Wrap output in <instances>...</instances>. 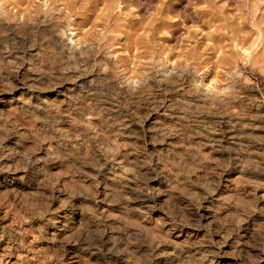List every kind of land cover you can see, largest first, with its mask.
<instances>
[{
  "label": "clouds",
  "instance_id": "1",
  "mask_svg": "<svg viewBox=\"0 0 264 264\" xmlns=\"http://www.w3.org/2000/svg\"><path fill=\"white\" fill-rule=\"evenodd\" d=\"M0 7L19 5L0 0ZM28 7L35 20L0 25V161H12L0 164V219L11 217L0 228L4 255L23 250L18 264L26 257L39 264H264V177L238 181L250 186L244 192L217 195L216 177L229 162L191 142L204 132L169 124L137 132L120 119L97 130L92 116L77 119L82 96L54 99L55 91H44L71 69L30 50L38 48L37 31L45 38L72 31L86 4L30 0ZM62 120L93 135H69L58 127ZM17 172L23 175H2Z\"/></svg>",
  "mask_w": 264,
  "mask_h": 264
},
{
  "label": "rangeland",
  "instance_id": "2",
  "mask_svg": "<svg viewBox=\"0 0 264 264\" xmlns=\"http://www.w3.org/2000/svg\"><path fill=\"white\" fill-rule=\"evenodd\" d=\"M238 2H243V0H231V1L230 0L227 1L226 0H217V1L216 0H76V3L78 5L84 3L86 4V7L82 9H77L82 14L75 16L72 31H62L61 34L63 38L65 36V38L63 39L64 41H61L63 43H61L56 36L55 37L57 39L55 37H52L50 33L48 34L47 38H45V36L39 31H37L34 34L38 44V48L31 49L33 50L32 52L47 53L45 59H48V61H53L54 57H55V61L61 59L64 61V59L67 58L65 59V61L67 62L64 61V63L67 67L72 68V69L70 68L71 71L64 73V76L66 78L63 79L62 82H60L61 84L60 83L56 84L55 88H45L44 91L52 92L55 90V92L58 95L54 99L70 97V95L73 96L76 94L78 96L82 95V97H91V99L93 98V104L98 105L100 107L99 112L92 111L91 108L86 109L84 107V109H82L81 107L78 106L79 108L82 109L81 111H83L84 115L82 117L77 113L76 114H77V119L79 118L83 119L84 117L92 116L94 120L92 119L91 123L92 122L94 123L95 121L94 123L95 125L94 124L92 125L97 127V125L99 124L97 130L99 129V127H100L99 130H101V123L105 119L108 120L109 122H112L116 119L123 120L126 124L129 125V127L132 130H135L137 132H145L155 128H161L165 124L175 125L177 127H180L181 125L191 124L192 127L189 129V131L196 130L205 133V135L193 137L191 142L194 144H204L205 147L202 149L204 152H211L213 158L219 159L221 161L229 162L228 168L224 170L219 177H216V179L219 180L217 195H219L220 192L224 191L225 189H227V193H228V194L225 193L226 195H231L236 191L244 192L248 190L250 186L247 184H242L238 188V181H240V179L245 180L247 178L248 180L249 179L255 180L264 177V173H261L260 171L257 170V168L264 169V165H263L264 155H262V153H264V67H263L264 46H261V44L264 45V27H263V31L260 33L261 34L260 36L259 34L256 33H255L256 35L251 34L250 35L251 38L249 36L248 41H246L245 44L240 45V43H238L240 39L238 40V38L234 36L232 31H230L231 29L228 26L223 28V24H225V22L231 23V21L234 20V17L237 14L236 6L238 5ZM260 2L258 3L259 4L257 8L258 11L256 9L257 15L259 13H264V0ZM15 3L19 5V8L13 7L11 11L0 7V25L15 27L17 18H19L21 24H25L27 20L36 19V17L33 16V12L35 11V9H30L28 7L30 0H15ZM44 10L45 11L48 10V5H45ZM67 11L72 12L73 9L69 8ZM62 14L63 13H51L53 17ZM39 18L43 19V16L40 15ZM77 23L82 24L79 30H76ZM217 25H219L220 27ZM29 27L31 28L32 25H29ZM248 28L251 29V27ZM220 29L223 31H221ZM222 32L225 33L223 34ZM255 36L257 38H260L259 41L258 39H256ZM220 40L223 41L221 42ZM219 42L222 44H219ZM56 43L58 46L56 45ZM64 43L66 44V46H69L66 47L69 50L68 52L64 50L61 46L62 44L64 45ZM90 45L91 47H89ZM223 45L225 46L223 47ZM235 45H237V47H235ZM46 46L48 48H46ZM92 47L96 49L93 50ZM59 48H61L63 51L59 50ZM248 48L250 49L248 50ZM71 49H73L74 51L73 50L71 51ZM244 49L247 50L245 51V53L242 52V50L244 51ZM78 51L80 53L82 52L81 55L79 54ZM93 51L95 52V56ZM103 51L106 53H104ZM221 51L223 52V54ZM69 52H71L70 55ZM74 53L77 54L78 56L75 55ZM76 56L80 57V59L77 58ZM63 57L65 58L63 59ZM221 57H223L224 59ZM105 58L107 61L104 60ZM109 59L112 60L110 61ZM70 60L71 61L73 60L72 63ZM108 61L111 62V65L109 67H111L112 69L107 66L109 65ZM121 61L124 62L123 63L124 66L121 63ZM226 61H228L229 63ZM230 62L231 63L234 62V64H231L232 65L231 66L229 65ZM75 63L77 66L74 68L73 66H75ZM236 63L237 64L240 63V64L237 66ZM27 65L28 64H25L24 69L23 68L20 69L21 71L20 73H22L23 70L26 71L28 69ZM114 65H116V67ZM28 67L30 66L28 65ZM229 67L232 69L230 70ZM235 67L237 68L235 69ZM45 68L47 70V65L45 66ZM148 69H151V71H149ZM154 69L156 70L153 71ZM73 70L75 72L77 71L78 74L77 72L76 73L73 72ZM159 70L164 73L166 72L165 75L162 74ZM232 70L235 74L231 72ZM240 71L242 72V74ZM108 72H112L113 75H111V73L109 74ZM35 73L36 72H34V74ZM114 73H116L117 75ZM37 74L39 75V73ZM37 74L35 75V77L38 76ZM150 74L152 77L150 76ZM166 74H168L167 75L168 77L166 76ZM183 74H184V78L181 79ZM228 74L229 76H227ZM74 76L76 77V79H73ZM108 76H112V77L111 78L109 77L108 79ZM175 76L177 79L175 78ZM87 77L89 78V80ZM92 77L94 78L92 79ZM157 77L159 79H157ZM165 77L167 78L165 79ZM226 78L229 79L227 80ZM119 79L120 81L118 82ZM164 79L167 81H165ZM171 79L175 80V83H173V80ZM186 79L190 83H188ZM90 80L91 83H89ZM146 80H148L147 81L148 83L146 82ZM226 80L228 82H226ZM239 80L244 81V84L243 82L238 83L240 82ZM143 81L145 82L143 83ZM168 81L171 82L168 83ZM235 81H237L236 83L238 84H234ZM112 82L114 84H119V86L118 85L115 86ZM121 82L123 83L125 82L124 84L127 86H124L123 83ZM191 83H194V86H192ZM226 84L227 87L225 91L224 86H226ZM113 85L117 88H115ZM135 85L137 86L135 87ZM192 87L194 88L196 87V89H199L197 90L198 92L201 90L199 93H205L206 91V94L208 96L211 95L210 98L222 96V98L225 100L222 102L223 104L221 103L222 105L218 103L217 104L212 103L211 105H213L214 107L213 108L211 105H208L207 103L197 101V99H195L193 96L192 90L194 88L192 89ZM125 88L127 91L125 90ZM143 88H145L144 91L142 90ZM189 88L191 89L190 91ZM113 89H117L118 91L119 90L120 91L118 92L117 90H113ZM100 90L102 91V93L100 92ZM130 92L131 93L134 92L133 93L134 95L131 94L133 98L129 97ZM220 93L221 94L223 93V95H221ZM66 94L67 95L70 94V95L67 96ZM87 94L89 95L87 96ZM226 94L229 95L226 96ZM231 94L233 96H231ZM212 95L214 97H212ZM229 97L231 98V100L229 99ZM233 97H235V99ZM104 98L106 100H104ZM109 98H111V101ZM146 101L149 103V105ZM187 103H189L188 106L186 105ZM199 103H201V105L204 106L207 105L205 106L206 109L204 110V106H198ZM226 105L230 107V109H228ZM178 106L180 107V109ZM231 106L233 107L231 108ZM195 108L198 109L196 110ZM208 109L209 111H207ZM213 110H216L215 111L216 113ZM193 113L196 115H194ZM228 113L229 115H227ZM234 113H237L238 116H236ZM76 114L74 113V115ZM176 114H180V115H176ZM103 115H105L106 117ZM78 116L80 117L78 118ZM95 116L99 118H96ZM184 116H186V118ZM189 121H191L192 123H190ZM232 122L234 123L233 125H231ZM243 122H245L246 125H244L245 123ZM256 123L259 124L256 125ZM252 124H254L255 126ZM60 125H62L61 126L62 128L66 127L64 129L67 131L71 129L70 131H68V133L70 132L69 135L72 134V132H76V131L78 133L84 132L88 135H93L91 133H87L81 130L79 127H75L77 129L76 130L71 123L65 122L64 120L60 122L58 127H60ZM236 125L238 127L242 126L243 129L242 128L237 129L238 127ZM39 126L40 125L38 124V127ZM209 127H211L214 130L209 131L208 130ZM234 127H236V129ZM50 131L51 130L49 129V132ZM246 131L247 132L249 131V133H244ZM236 135L239 137H237ZM226 136L229 137L227 138ZM6 143L11 145V140ZM213 143H215L216 145ZM230 144L233 146H230ZM70 146L71 144L69 142L68 148L71 149ZM258 153L260 155H258ZM253 157H255V159ZM118 158L120 157H117V159ZM238 158L239 159L241 158L239 162H238L239 160ZM11 162H12L11 160L5 159L4 161H0V164H11ZM10 174H13L15 176L23 175L22 172L7 173V174L4 173L2 175L7 176ZM245 186H247L248 188ZM105 206L106 205H104V207ZM106 207H108L109 210H111L112 207L114 206L111 207L110 205H107ZM3 214L2 212H0V216H3ZM9 220H11V217H8L7 219H0V228H3L5 225L9 224L11 222ZM6 221L9 223H6ZM201 222L203 223L204 221L202 220ZM35 224L36 223L33 222V226ZM25 226L28 227L29 225L25 224L24 227ZM196 230L199 229H195V230L193 229L192 231H196ZM28 239H31V237L26 238V242ZM48 244H49L48 241H39L37 246L48 247ZM7 247H8L7 237H5L3 241H0V256H2L3 258H4L3 253ZM21 255H23V250L17 253L16 249L14 248L10 257L17 258V260H19V257ZM32 255H33L32 253L28 254V256H32ZM32 262L34 263L36 262V264H39L38 260L28 259L27 257L24 260L20 261V264H31Z\"/></svg>",
  "mask_w": 264,
  "mask_h": 264
},
{
  "label": "bare ground",
  "instance_id": "3",
  "mask_svg": "<svg viewBox=\"0 0 264 264\" xmlns=\"http://www.w3.org/2000/svg\"><path fill=\"white\" fill-rule=\"evenodd\" d=\"M216 1H217V0H216ZM226 1H227V0H226ZM230 1H231V0H230ZM260 1H262V0H260ZM260 1H258V0H243V2H238V5L236 6L237 14L234 12V13L236 14L235 17H234V20H233V21L230 20L231 23H226V22H225V24H223V28L228 26V27L231 29L230 31H232V33L234 34V36H235L236 38H238V40L240 39V41H238V43H240V45L245 44L246 41H248V38H249V36H250L251 34H255V33H256V34H259V36H260V35H261L260 33L263 31V27H264V13H259L258 15L256 14V9L258 8V5H259L258 3H259ZM224 2H225V1H224ZM260 3H262V2H260ZM260 5H261V4H260ZM221 6H222V5H221ZM262 6H263V5H262ZM231 8H232V7H231ZM232 9H233V8H232ZM260 10H262V9H260ZM230 11H231V10H230ZM257 11H258V9H257ZM260 12H262V11H260ZM211 13H212V12H211ZM226 13H227V12H226ZM228 13H229V12H228ZM214 14H215V12H214ZM217 15H218V14H217ZM230 16H231V15H230ZM221 18H222V17H221ZM222 20H223V19H222ZM193 21H194V20H193ZM230 21H229V22H230ZM207 23H208V22H207ZM217 23H218V22H217ZM221 25H222V23H221ZM217 26H219V25H217ZM219 27H220V26H219ZM248 27H251V29H249ZM217 28H218V27H217ZM223 28H221V29H223ZM221 29H220V30H221ZM226 30H227V29H226ZM221 31H223V30H221ZM221 31H220V32H221ZM226 32H227V31H226ZM61 33H62V32H60V34H59L58 36H56V37L60 40V42H61V41H64L63 39L65 38V36H64V38H63V36H62ZM63 33H64V32H63ZM222 33H223V32H222ZM224 33H225V32H224ZM224 33H223V34H224ZM233 34H232V35H233ZM256 34H255V35H256ZM223 36H224V35H223ZM257 36H258V35H257ZM49 37H50V36H49ZM56 37H55V38H56ZM255 37H256V36H255ZM57 38H56V39H57ZM250 38H251V36H250ZM52 39H54V38H52ZM225 39H226V38H225ZM232 39H233V38H232ZM253 39H254V38H253ZM256 39H258V41H259L260 38H257V37H256ZM66 40H67V39H66ZM53 41H54V40H53ZM220 41H221V40H220ZM222 41H223V40H222ZM222 41H221V42H222ZM260 41H261V40H260ZM56 42H57V41H56ZM255 42H256V41H255ZM61 43H63V42H61ZM66 43H67V42H66ZM203 43H204V42H203ZM232 43H233V41H232ZM256 43H257V42H256ZM260 43H261V42H260ZM260 43H259V44H260ZM46 44H47V43H46ZM46 44H44V45H46ZM68 44H69V43H68ZM89 44H90V43H89ZM219 44H222V43L219 42ZM259 44H258V45H259ZM56 45H57V43H56ZM228 45H229V44H228ZM240 45H238V46H240ZM254 45H255V43H254ZM254 45H253V46H254ZM47 46H48V45H47ZM47 46H46V48H48ZM57 46H58V45H57ZM61 46H62V48H63L64 50H66L67 52L69 51L68 48H66V47H69V46H66L65 43H64V45L62 44ZM70 46H72V45H70ZM86 46H87V45H86ZM224 46H225V45H223V47H224ZM245 46H246V45H245ZM253 46H252V47H253ZM259 46H260V45H259ZM261 46H264V45L261 44ZM261 46H260V47H261ZM83 47H84V46H83ZM89 47H91V45H90ZM93 47H95V46H93ZM93 47H92V48H93ZM207 47H208V46H207ZM235 47H237V45H235ZM46 48H45V49H46ZM50 48H51V47H50ZM85 48H86V47H85ZM213 48H214V47H213ZM244 48H246V47H244ZM255 48H257V47H255ZM87 49H89V48H87ZM87 49H86V50H87ZM95 49H96V48H95ZM95 49L93 48V50H95ZM97 49H98V48H97ZM233 49H234V48H233ZM249 49H250V48H248V50H249ZM259 49H260V48H259ZM48 50H49V49H48ZM53 50H54V49H53ZM53 50H52V52H53ZM55 50H56V48H55ZM59 50L63 51L61 48H59ZM72 50H73V49H71V51H72ZM81 50H82V48H81ZM210 50H211V49H210ZM223 50H224V49H223ZM253 50H256V49H253ZM31 51H33V50H31ZM35 51H36V50H35ZM46 51H47V50H46ZM66 51H64V52H66ZM73 51H74V50H73ZM79 51H80V49H79ZM79 51H78V52H79ZM83 51H84V50H83ZM213 51H214V50H213ZM245 51H247V50H246V49H244V51L242 50L243 53H245ZM47 52H48V51H47ZM64 52H63V53H64ZM85 52H86V51H85ZM93 52H94V51H93ZM103 52H104V51H103ZM221 52H222V51H221ZM258 52H259V51H258ZM258 52H257V53H258ZM63 53H62V55H63ZM70 53H71V52H69V55H70ZM76 53H77V52H76ZM81 53H82V52H81ZM81 53L79 52L80 55H81ZM98 53H99V52H98ZM100 53H101V52H100ZM104 53H106V52H104ZM226 53H227V52H226ZM232 53H233V52H232ZM237 53H238V52H237ZM240 53H241V52H240ZM240 53H239V54H240ZM259 53H260V52H259ZM51 54H52V53H51ZM54 54H56V53H54ZM74 54H75V53H74ZM77 54H78V53H77ZM77 54H75V55H77ZM92 54H93V53H92ZM107 54H108V53H107ZM107 54H106V55H107ZM222 54H223V52H222ZM98 55H99V54H98ZM106 55H105V57H106ZM108 55H109V54H108ZM227 55H228V54H227ZM49 56H51V55H49ZM57 56H58V55H57ZM60 56H61V55H60ZM66 56H67V54H66ZM72 56H73V55H72ZM77 56H78V55H77ZM77 56H76V57H77ZM90 56H92V55H90ZM94 56H95V52H94ZM99 56H100V55H99ZM109 56H110V55H109ZM253 56H254V55H253ZM258 56H259V54H258ZM261 56H262V54H261ZM45 57H46V56H45ZM45 57H44V58H45ZM47 57H48V56H47ZM53 57H54V56H53ZM74 57H75V56H74ZM81 57H82V56H81ZM87 57H88V56H87ZM100 57H101V56H100ZM255 57H256V56H255ZM64 58H65V57H63V59H64ZM72 58H73V57H72ZM77 58L80 59V57H77ZM93 58H94V57H93ZM221 58H223V57H221ZM257 58H258V57H257ZM259 58H260V57H259ZM53 59H54L53 61H55V57H54ZM65 59H67V58H65ZM65 59H64V61H65ZM81 59H82V58H81ZM223 59H224V58H223ZM254 59H255V58H254ZM47 60H48V59H47ZM104 60H106V58H105ZM109 60H110V59H109ZM111 60H112V59H111ZM111 60H110V61H111ZM257 60H258V59H257ZM70 61H71V60H70ZM72 61H73V60H72ZM72 61H71V63H72ZM84 61H85V60H84ZM99 61H100V60H99ZM106 61H107V60H106ZM110 61H108V62H109V65H107L108 67L111 65V62H110ZM217 61H218V60H217ZM232 61H233V60H232ZM242 61H243V60H242ZM252 61H253V60H252ZM254 61H255V60H254ZM258 61H259V60H258ZM262 61H263V60H262ZM262 61H261V62H262ZM65 62H67V61H65ZM76 62H78V61H76ZM102 62H104V61H102ZM102 62H101V63H102ZM118 62H119V61H118ZM220 62H221V61H220ZM226 62H228V61H226ZM261 62H260V63H261ZM113 63H114V62H113ZM119 63H120V62H119ZM119 63H118V64H119ZM121 63L123 64L124 62L121 61ZM221 63H222V62H221ZM228 63H229V62H228ZM237 63H238V62H237ZM237 63H236V64H237ZM263 63H264V61H263ZM69 64H70V63H69ZM69 64H67V65H69ZM103 64H104V63H103ZM114 64H115V63H114ZM122 64H121V65H122ZM224 64H225V63H224ZM231 64H234V62H232V63L230 62L229 65H231ZM239 64H240V63H239ZM239 64H237V66H238ZM245 64H246V63H245ZM248 64H249V63H248ZM254 64H255V63H254ZM257 64H258V62H257ZM261 64H262V63H261ZM76 66H77V65H76V63H75V66H73V67L75 68ZM112 66H113V65H112ZM114 66L116 67V65H114ZM123 66H124V64H123ZM227 66H228V65H227ZM231 66H232V65H231ZM242 66H243V65H242ZM248 66H249V65H248ZM154 67H155V66H154ZM154 67H153V68H154ZM233 67H234V66H233ZM263 67H264V66H263ZM27 68H29L28 65H27ZM70 68H71V67H70ZM109 68H111V67H109ZM229 68H230V67H229ZM236 68H237V67H235V69H236ZM238 68H240V67H238ZM241 68H242V67H241ZM21 69H22V68H21ZM23 69H24V68H23ZM71 69H72V68H71ZM78 69H79V68H78ZM78 69H77V70H78ZM107 69H108V68H107ZM111 69H112V68H111ZM161 69H162V68H161ZM161 69H160V70H161ZM227 69H228V68H227ZM231 69H232V68H230V70H231ZM233 69H234V68H233ZM235 69H234V70H235ZM80 70H81V69H80ZM148 70L151 71V69H148ZM155 70H156V69H154L153 71H155ZM157 70H158V69H157ZM160 70H159V71H160ZM224 70H225V69H224ZM237 70H240V69H237ZM243 70H244V69H243ZM24 71H25V70H23L22 73H24ZM106 71H107V70H106ZM109 71H110V69H109ZM117 71H118V70H117ZM117 71H116V72H117ZM159 71H158V73H159ZM180 71H181V70H180ZM228 71H229V70H228ZM228 71H227V72H228ZM241 71H242V70H241ZM241 71H240V72H241ZM20 72H21V71H20ZM73 72H75V71L73 70ZM73 72H72V73H73ZM76 72H77V71H76ZM76 72H75V73H76ZM83 72H84V70H83ZM86 72H87V71H86ZM91 72H92V71H91ZM99 72H100V71H99ZM104 72H105V71H104ZM113 72H115V71H113ZM160 72H161V71H160ZM178 72H179V71H178ZM231 72H233V70H232ZM242 72H243V71H242ZM242 72H241V74H242ZM252 72H253V71H252ZM252 72H250V73H252ZM88 73H89V72H88ZM108 73H109V74L111 73V75H113L112 72H108ZM148 73H149V72H148ZM161 73L165 75L166 72H165V73H164V72H161ZM172 73H173V72H172ZM174 73H175V71H174ZM179 73H180V72H179ZM181 73H182V72H181ZM233 73H234V72H233ZM236 73H237V72H236ZM238 73H239V72H238ZM36 74H37V73H35V74H34V73H30V75H31L32 77H35ZM68 74H69V73H68ZM77 74H78V72H77ZM104 74H105V73H104ZM114 74H116V73H114ZM156 74H157V73H156ZM162 74H161V75H162ZM192 74H193V73H192ZM225 74H226V72H225ZM234 74H235V73H234ZM234 74H233V75H234ZM239 74H240V73H239ZM37 75H38V74H37ZM70 75H71V74H70ZM88 75H89V74H88ZM98 75H99V74H98ZM102 75H103V74H102ZM107 75H108V74H107ZM116 75H117V74H116ZM145 75H146V74H145ZM167 75H168V74H166V76H167ZM174 75H176V74H174ZM179 75H180V74H179ZM179 75H177V76H179ZM233 75H232V76H233ZM236 75H237V74H236ZM75 76H76V75H75ZM75 76H74V78H73V77H72V78H73V79H76ZM77 76H79V75H77ZM104 76H106V75H104ZM146 76H147V75H146ZM150 76H151V74H150ZM155 76H156V75H155ZM172 76H173V75H172ZM181 76H182V75H181ZM187 76H188V75H187ZM227 76H229V74H228ZM237 76H238V75H237ZM241 76H242V75H241ZM109 77L111 78L112 76H108V79H109ZM114 77H115V76H114ZM151 77H152V76H151ZM151 77H150V78H151ZM163 77H164V76H163ZM167 77H168V76H167ZM167 77H165V79H166ZM173 77H174V76H173ZM188 77H189V76H188ZM223 77H224V76H223ZM235 77H236V76H235ZM235 77H234V79H235ZM77 78H78V77H77ZM87 78H88V77H87ZM90 78H91V77H90ZM93 78H94V77H92V79H93ZM144 78H145V77H144ZM144 78H143V79H144ZM147 78H148V77H147ZM175 78H176V76H175ZM180 78H181V77H180ZM183 78H184V74H183V76H182L181 79H183ZM191 78H192V77H191ZM191 78H190V79H191ZM224 78H225V77H224ZM239 78H240V77H239ZM70 79H71V78H70ZM70 79H69V80H70ZM157 79H159V78L157 77ZM162 79H163V78H162ZM165 79H164V80H165ZM176 79H177V78H176ZM190 79H189V80H190ZM226 79H227V78H226ZM228 79H229V78H228ZM228 79H227V80H228ZM230 79H231V78H230ZM234 79H233V80H234ZM69 80H68V81H69ZM88 80H89V78H88ZM153 80H155V79H153ZM169 80H170V79H169ZM171 80H173V79H171ZM178 80H179V79H178ZM186 80H187V79H186ZM193 80H194V78H193ZM227 80H226V82H228ZM233 80H232V81H233ZM236 80H237V79H236ZM73 81H74V80H73ZM73 81H72V82H73ZM119 81H120V79L118 80V82H119ZM141 81H142V80H141ZM147 81H148V80H146V82H147ZM157 81H159V80H157ZM165 81H167V80H165ZM179 81H180V80H179ZM229 81H230V80H229ZM237 81H238V80H237ZM237 81H235L234 84H238V83H241V82H243V84H244V81H242V80H241V81L239 80L240 82L236 83ZM113 82H114V81H113ZM113 82H112V83H113ZM115 82H116V81H115ZM144 82H145V81H143V83H144ZM169 82H171V81H168V83H169ZM187 82L190 83L188 80H187ZM192 82H193V81H192ZM224 82H225V80H224ZM89 83H91V80H90ZM93 83H94V82H93ZM116 83H117V82H116ZM121 83H123V82H121ZM124 83H125V82H124ZM124 83H123V85H124V86H127V85H125ZM139 83H141V82H139ZM143 83H142V84H143ZM147 83H148V82H147ZM163 83H164V82H163ZM173 83H175V80H173ZM60 84H61V83H60ZM64 84H66V83H64ZM70 84H71V82H70ZM113 84H114V83H113ZM142 84H141V85H142ZM176 84H177V83H176ZM191 84H192V86H194V83H191ZM224 84H225V83H224ZM230 84H231V82H230ZM114 85H115V86H116V85L119 86V84H114ZM114 85H113V86H114ZM163 85H164V84H163ZM171 85H173V84H171ZM174 85H175V84H174ZM189 85H190V84H189ZM239 85H242V84H239ZM62 86H63V85H62ZM66 86H67V85H66ZM70 86H71V85H70ZM70 86H69V87H70ZM115 86H114V87H115ZM136 86H137V85H135V87H136ZM167 86H168V85H167ZM186 86H187V85H186ZM195 86H196V85H195ZM223 86H224V85H223ZM229 86H230V85H229ZM59 87H60V86H59ZM69 87H68V88H69ZM92 87H93V85H92ZM92 87H91V88H92ZM97 87H98V86H97ZM121 87H122V85H121ZM121 87H120V88H121ZM130 87H131V86H130ZM132 87H133V86H132ZM147 87H148V86H147ZM164 87H165V86H164ZM177 87H178V86H177ZM224 87H225L224 89H225V91H226L227 84H226V86H224ZM232 87H233V86H232ZM237 87H238V86H237ZM240 87H241V86H240ZM242 87H243V86H242ZM54 88H55V87H54ZM66 88H67V87H66ZM71 88H72V87H71ZM71 88H70V89H71ZM91 88H90V89H91ZM115 88H117V87H115ZM120 88H119V89H120ZM138 88H139V87H138ZM172 88H173V87H172ZM172 88H171V89H172ZM190 88H191V87H190ZM190 88H189V91L191 90ZM193 88H194V87H192V89H193ZM228 88H230V87H228ZM94 89H95V87H94ZM129 89H130V88H129ZM129 89H128V90H129ZM131 89H132V88H131ZM144 89H145V88H143L142 90L144 91ZM186 89H187V88H186ZM186 89H185V90H186ZM194 89H195V90H194ZM194 89L192 90L194 98L197 99V101H200V102H203V103H207L208 105H211L212 103H216V104L218 103V104L222 105V104H223L222 102L225 100V99L222 98V96H221V97H220V96H219V97L217 96V97H215V98H210L211 95L208 96V95L206 94V91H205V93H199L201 90L198 92L197 90H199V89H196V87H195ZM57 90H58V88H57ZM66 90H68V89H66ZM74 90H75V88H74ZM86 90H87V89H86ZM113 90H117V89H113ZM125 90H126V88H125ZM146 90H147V88H146ZM187 90H188V89H187ZM54 91H55V90H54ZM60 91H61V90H60ZM64 91H65V90H64ZM90 91H93V90H90ZM95 91H96V90H95ZM117 91H118V90H117ZM117 91H115V92H117ZM119 91H120V90H119ZM119 91H118V92H119ZM126 91H127V90H126ZM136 91H137V90H136ZM68 92H69V91H68ZM77 92H79V91H77ZM88 92H89V91H88ZM100 92L102 93L101 90H100ZM131 92H132V91H131ZM131 92H130V96H129V97L133 98L132 95H134V94H133L134 92H133V93H131ZM222 92H223V91H222ZM90 93H91V92H90ZM96 93H98V92H96ZM104 93H105V92H104ZM111 93H112V92H111ZM121 93H123V92H121ZM126 93H128V92H126ZM141 93H142V92H141ZM148 93H149V92H148ZM148 93H147V94H148ZM207 93H208V92H207ZM224 93H225V92H224ZM60 94H61V93H60ZM70 94H71V93H70ZM70 94H69V95H70ZM82 94H83V92H82ZM109 94H110V93H109ZM118 94H119V93H118ZM124 94H125V93H124ZM131 94H132V95H131ZM136 94H137V93H136ZM138 94H139V93H138ZM186 94H187V93H186ZM210 94H211V93H210ZM212 94H213V93H212ZM214 94H215V93H214ZM220 94H221V93H220ZM229 94H230V93H229ZM229 94H226V96H228ZM66 95H67V94H66ZM66 95H65V96H66ZM69 95H67V96H69ZM76 95H77V94H76ZM88 95H89V94H87V96H88ZM100 95H101V94H100ZM100 95H99V96H100ZM104 95H105V94H104ZM113 95H114V94H113ZM215 95H216V94H215ZM221 95H223V93H222ZM70 96H71V95H70ZM77 96H78V95H77ZM81 96H82V95H81ZM91 96H93V95H91ZM106 96H107V94H106ZM106 96H105V98H106ZM145 96H147V95H145ZM148 96H149V95H148ZM189 96H191V95H189ZM231 96H233V95L231 94ZM113 97H114V96H113ZM119 97H120V96H119ZM121 97H122V94H121ZM126 97H127V96H126ZM126 97H125V98H126ZM137 97H138V96H137ZM212 97H214V96L212 95ZM235 97H237V96H235ZM235 97H233V98L235 99ZM94 98H95V97H94ZM97 98H98V97H97ZM99 98H100V97H99ZM105 98H104V100H106ZM145 98H146V97H145ZM188 98H189V97H188ZM233 98H232V99H233ZM100 99H101V98H100ZM109 99H110V101H111V98H109ZM113 99H114V98H113ZM126 99H127V98H126ZM136 99H137V98H136ZM136 99H135V100H136ZM138 99H139V98H138ZM192 99H193V98H192ZM229 99L231 100L230 97H229ZM102 100H103V99H102ZM114 100H115V99H114ZM114 100H113V101H114ZM133 100H134V99H133ZM149 100H150V99H149ZM149 100H148V101H149ZM115 101H116V100H115ZM130 101H131V99H130ZM150 101H151V100H150ZM193 101H194V100H193ZM232 101H233V100H232ZM99 102H100V101H99ZM105 102H106V101H105ZM134 102H135V101H134ZM146 102H147V101H146ZM82 103H83V105H85L84 107H85L86 109L91 108L92 111L99 112V108H100V107H99L98 105H94V104H93V98L91 99V97H82ZM102 103H103V102H102ZM107 103H108V100H107ZM144 103H145V102H144ZM147 103H148V102H147ZM183 103H184V102H183ZM221 103H222V104H221ZM136 104H137V103H136ZM150 104H151V103H150ZM180 104H181V103H180ZM188 104H189V103H187L186 105L188 106ZM193 104H194V103H193ZM199 104H200V105H199ZM199 104H198V106H204V105H201V103H199ZM230 104H231V102H230ZM230 104H229V105H230ZM114 105H115V104H114ZM148 105H149V103H148ZM178 105H179V104H178ZM181 105H182V104H181ZM190 105H191V104H190ZM190 105H189V106H190ZM195 105H196V104H195ZM224 105H225V104H224ZM76 106H77V107H78V106L81 107L80 104H77ZM110 106H112V105H110ZM146 106H147V105H146ZM187 106H186V107H187ZM192 106H193V105H192ZM205 106H207V105H205ZM205 106H204V110L206 109ZM211 106L213 107V105H211ZM226 106H227V105H226ZM79 107H78V108H79ZM84 107H82V109H84ZM105 107H106V106H105ZM108 107H109V105H108ZM178 107H179V106H178ZM181 107H182V106H181ZM183 107H184V106H183ZM209 107H210V106H209ZM212 107H211V108H212ZM218 107H221V106H218ZM227 107H228V106H227ZM232 107H233V106H231V108H232ZM192 108H193V107H192ZM200 108H201V107H200ZM213 108H214V107H213ZM82 109H81V110H82ZM104 109H105V108H104ZM179 109H180V107H179ZM188 109H189V108H188ZM195 109H196V108H195ZM197 109H198V108H197ZM197 109H196V110H197ZM201 109H202V108H201ZM201 109H200V111H201ZM209 109H210V108H209ZM209 109H208L207 111H209ZM216 109H217V108H216ZM219 109H220V108H219ZM219 109H218V110H219ZM222 109H223V108H222ZM222 109H221V110H222ZM225 109H226V108H225ZM228 109H230V107H228ZM109 110H110V109H109ZM177 110H178V109H177ZM185 110H187V109H185ZM190 110H191V109H190ZM192 110H193V109H192ZM210 110H211V109H210ZM87 111H88V110H87ZM100 111H101V110H100ZM102 111H103V109H102ZM104 111H105V110H104ZM180 111H181V110H180ZM202 111H203V110H202ZM211 111H212V110H211ZM213 111L215 112L216 110H213ZM219 111H220V110H219ZM226 111H227V110H226ZM233 111H234V110H233ZM178 112H179V111H178ZM192 112H193V111H192ZM197 112H198V111H197ZM231 112H232V110H231ZM101 113H102V112H101ZM101 113H100V114H101ZM103 113H104V112H103ZM106 113H107V112H106ZM106 113H105V114H106ZM189 113H190V112H189ZM215 113H216V112H215ZM225 113H227V112H225ZM240 113H241V112H240ZM75 114H76V113H75ZM190 114H191V113H190ZM193 114H194V113H193ZM198 114H199V113H198ZM222 114H224V113H222ZM234 114H235L236 116H238L237 113H234ZM238 114H239V113H238ZM76 115H77V114H76ZM107 115H108V114H107ZM176 115H180V114H176ZM194 115H196V114H194ZM220 115H221V114H220ZM227 115H229V113H228ZM241 115H242V114H241ZM103 116H105V115H103ZM108 116H109V115H108ZM187 116H188V115H187ZM232 116H233V115H232ZM243 116H244V115H243ZM79 117H80V116H78V118H79ZM95 117H96V116H95ZM100 117H101V115H100ZM105 117H106V116H105ZM184 117L186 118V116H184ZM189 117H190V116H189ZM196 117H197V116H196ZM222 117H223V116H222ZM224 117H225V116H224ZM233 117H234V116H233ZM248 117H249V116H248ZM96 118H97V117H96ZM102 118H103V117H102ZM114 118H115V117H114ZM114 118H113V119H114ZM193 118H194V117H193ZM79 119H80V118H79ZM111 119H112V118H111ZM111 119H110V120H111ZM191 119H192V118H191ZM220 119H221V118H220ZM229 119H230V118H229ZM234 119H235V118H234ZM236 119H237V118H236ZM240 119H241V118H240ZM240 119H239V120H240ZM249 119H250V118H249ZM93 120H94V119H93ZM97 120H98V119H97ZM99 120H102V119H99ZM192 120H193V119H192ZM198 120H199V119H198ZM223 120H224V119H223ZM232 120H233V119H232ZM227 121H228V119H227ZM246 121H247V120H246ZM189 122L192 123L191 121H189ZM189 122H188V123H189ZM194 122H196V121H194ZM194 122H193V123H194ZM233 122H234V121H233ZM233 122H232L231 125L234 124ZM256 122H257V121H256ZM63 123H64V122H63ZM94 123H95V121H94ZM94 123L92 122V124H94ZM110 123H111V122H110ZM185 123H187V122H185ZM197 123H198V122H197ZM243 123H245V122H243ZM253 123H254V122H253ZM260 123H261V122H260ZM66 124H67V123H66ZM66 124H65V125H66ZM96 124H97V122H96ZM247 124H248V123H247ZM257 124H259V123H256V125H257ZM68 125H69V124H68ZM94 125H95V124H94ZM98 125H99V124H98ZM98 125H97V127H98ZM190 125H191V124H190ZM197 125H198V124H197ZM199 125H200V124H199ZM205 125H206V124H205ZM244 125H246V123H245ZM250 125H251V124H250ZM252 125H254V124H252ZM61 126H62V125H60V127H61ZM72 126H73V125H72ZM195 126H196V125H195ZM236 126H237V125H236ZM254 126H255V125H254ZM70 127H71V126H70ZM78 127H79L81 130L87 132V130L85 129V126H84V125H79ZM191 127H192V126H191ZM204 127H205V126H204ZM237 127H238V126H237ZM243 127H244V126H243ZM248 127H249V126H248ZM64 128H66V127H64ZM64 128H63V129H64ZM74 128H75V127H74ZM232 128H233V126H232ZM232 128H231V129H232ZM234 128L236 129V127H234ZM241 128H242V126H241V127L239 126L237 129H241ZM252 128H253V126H252ZM258 128H259V127H258ZM67 129H68V127H67ZM75 129H76V128H75ZM99 129H100V127H99ZM99 129H98V130H99ZM242 129H243V128H242ZM247 129H248V128H247ZM50 130H51V129H50ZM70 130H71V129H70ZM70 130H68V131H70ZM72 130H73V128H72ZM76 130H77V129H76ZM232 130H233V129H232ZM254 130H255V129H254ZM260 130H261V129H260ZM235 131H236V130H235ZM256 131H257V130H256ZM76 132H77V131H76ZM229 132H230V131H229ZM237 132H239V131H237ZM69 133H70V132H69ZM72 133H73V132H72ZM77 133H78V132H77ZM80 133H82V132H80ZM83 133H84V132H83ZM87 133H91V132H87ZM240 133H241V132H240ZM244 133H249V131H248V132L246 131V132H244ZM250 133H251V132H250ZM253 133H255V132H253ZM91 134H92V133H91ZM235 134H236V133H235ZM256 134H257V133H256ZM70 135H71V134H70ZM87 135H88V134H87ZM237 135H238V134H237ZM237 135H236V136H237ZM251 135H252V134H251ZM226 137H227V136H226ZM228 137H229V136H228ZM228 137H227V138H228ZM237 137H239V136H237ZM252 138H253V137H252ZM254 138H255V137H254ZM225 139H226V138H225ZM238 139H240V138H238ZM248 139H249V138H248ZM250 139H251V138H250ZM227 140H228V139H227ZM227 140H226V141H227ZM229 140H230V139H229ZM230 141H231V140H230ZM232 141H233V140H232ZM236 141H238V140H236ZM239 142H241V141H239ZM237 143H238V142H237ZM248 143H249V142H248ZM70 144H71V142H70ZM213 144H215V143H213ZM243 144H244V142H243ZM246 144H247V143H246ZM246 144H245V145H246ZM215 145H216V144H215ZM215 145H213V146H215ZM218 145H219V144H218ZM227 145H228V144H227ZM227 145H226V146H227ZM249 145H250V144H249ZM230 146H233V145L230 144ZM70 147H71V146H70ZM217 147H218V146H217ZM223 147H224V146H223ZM246 147H247V146H246ZM246 147H245V149H246ZM249 147H250V146H249ZM220 148H221V147H220ZM227 148H228V147H227ZM235 148H236V147H235ZM237 148H238V147H237ZM239 148H240V145H239ZM69 149H70V148H69ZM218 149H219V148H218ZM243 149H244V148H243ZM243 149H242V150H243ZM238 150H239V149H238ZM251 150H253V149H251ZM243 151H244V150H243ZM247 151H249V150H247ZM246 153H247V152H246ZM240 154H241V153H240ZM242 154H243V153H242ZM234 155H235V153H234ZM236 155H237V154H236ZM258 155H260V154L258 153ZM244 156H245V155H244ZM235 157H237V156H235ZM247 157H248V156H247ZM130 158H131V157H130ZM243 158H244V157H243ZM253 158L255 159V157H253ZM260 158H261V157H260ZM260 158H259V159H260ZM118 159H119V158H118ZM235 159H236V158H235ZM238 159H239V158H238ZM240 159H241V158H240ZM240 159L238 160V162L240 161ZM246 159H247V158H246ZM256 160H257V159H256ZM256 160H255V161H256ZM242 161H243V160H242ZM244 161H245V160H244ZM259 161H260V160H259ZM9 162H10V161H9ZM249 162H250V161H249ZM11 163H12V162H11ZM241 163H242V162H241ZM236 164H237V162H236ZM247 164H248V163H247ZM254 164H255V163H254ZM257 164H258V163H257ZM263 165H264V164H263ZM248 166H249V165H248ZM257 166H258V165H257ZM259 166H260V165H259ZM237 168H238V167H237ZM246 168H248V167H246ZM238 169H239V168H238ZM249 170H250V169H249ZM117 171H119V169H118ZM242 173H243V172H242ZM6 174H7V173H6ZM10 175H11V176H15V175H13V174H10ZM243 175H244V174H243ZM246 175H247V174H246ZM7 176H9V175H7ZM240 177H241V176H240ZM243 177H245V176H243ZM249 177H250V176H249ZM243 179H244V178H243ZM246 179H247V178H246ZM246 179H245V180H246ZM240 180H241V179H240ZM247 180H248V179H247ZM249 180H250V179H249ZM251 180H252V179H251ZM245 187H247V186H245ZM225 188H226V187H225ZM225 188H224V189H225ZM247 188H248V187H247ZM0 191H4V189H0ZM225 193H227V192H225ZM227 194H228V193H227ZM106 206H107V205H106ZM106 206H105V207H106ZM111 207H112V206H111ZM2 214H3V212H2ZM3 215H4V214H3ZM9 221H11V220H9ZM6 223H9V222L6 221ZM35 223H36V222H35ZM2 225H3V224H2ZM4 225H5V224H4ZM34 226H35V225H34ZM25 227H26V226H25ZM28 227H29V226H28ZM26 228H27V227H26ZM194 230H195V229H194ZM196 231H197V230H196ZM28 240H30V239H28ZM42 247H43V246H42ZM3 249H4V248H3ZM12 251H13V250H12ZM1 252H2V251H1ZM4 252H5V251H4ZM3 254H4V253H3ZM15 256H16V255H15ZM3 262H4V264H18V260H17V258H11L10 255H7V256L4 255ZM31 264H36V262H35V263L32 262Z\"/></svg>",
  "mask_w": 264,
  "mask_h": 264
}]
</instances>
